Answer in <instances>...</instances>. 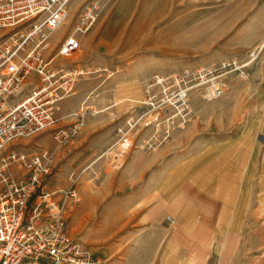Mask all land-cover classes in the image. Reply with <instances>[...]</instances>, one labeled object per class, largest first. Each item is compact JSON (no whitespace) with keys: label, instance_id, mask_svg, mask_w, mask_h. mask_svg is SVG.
Segmentation results:
<instances>
[{"label":"rangeland","instance_id":"obj_1","mask_svg":"<svg viewBox=\"0 0 264 264\" xmlns=\"http://www.w3.org/2000/svg\"><path fill=\"white\" fill-rule=\"evenodd\" d=\"M90 1L69 3L66 23L44 49L53 66L82 71L59 103L56 124L8 149H57L46 187L57 199L76 183L77 200H67L69 235L83 242L97 264H155L160 251L145 227L152 222V203L134 205L144 188L129 185L144 166L140 154L153 159V149L184 131L192 99H212L211 81L222 89L227 78L257 79L264 64V0H95L96 20L78 35L80 48L58 55ZM245 73L249 79L240 81ZM35 83L30 74L20 90L26 93L24 86ZM188 87L190 110L181 116L171 104ZM82 105L80 130L58 145L55 130L76 122L73 114L77 119Z\"/></svg>","mask_w":264,"mask_h":264},{"label":"crops","instance_id":"obj_2","mask_svg":"<svg viewBox=\"0 0 264 264\" xmlns=\"http://www.w3.org/2000/svg\"><path fill=\"white\" fill-rule=\"evenodd\" d=\"M257 70L193 98L184 131L153 159L140 154L129 185L144 188L134 205L152 203L155 264H264V64Z\"/></svg>","mask_w":264,"mask_h":264},{"label":"built area","instance_id":"obj_3","mask_svg":"<svg viewBox=\"0 0 264 264\" xmlns=\"http://www.w3.org/2000/svg\"><path fill=\"white\" fill-rule=\"evenodd\" d=\"M71 1L0 0V30H5L0 34V264L98 263L81 240L69 235L67 200H77L76 183L59 192L57 199L46 187L57 149H8L16 140L54 127L60 101L73 92L82 74L43 58L49 36L68 17ZM96 7L97 1L91 0L79 12L74 31L64 36L58 55L69 56L80 48L78 35L94 24ZM30 74L36 83L22 93L20 86ZM189 88L179 90L178 103L171 104L181 116L190 110ZM207 91L215 98L222 89L211 81ZM85 113L86 107L80 106L76 122L55 130L58 145L78 133Z\"/></svg>","mask_w":264,"mask_h":264},{"label":"bare ground","instance_id":"obj_4","mask_svg":"<svg viewBox=\"0 0 264 264\" xmlns=\"http://www.w3.org/2000/svg\"><path fill=\"white\" fill-rule=\"evenodd\" d=\"M67 19H68V18H67ZM67 19H66V20H64V22H62V25H61V27L64 25V23H66ZM256 50H257V48H256Z\"/></svg>","mask_w":264,"mask_h":264}]
</instances>
